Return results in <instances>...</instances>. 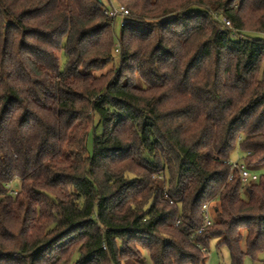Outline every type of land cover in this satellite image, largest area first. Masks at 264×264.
I'll use <instances>...</instances> for the list:
<instances>
[{
    "label": "trees",
    "instance_id": "trees-1",
    "mask_svg": "<svg viewBox=\"0 0 264 264\" xmlns=\"http://www.w3.org/2000/svg\"><path fill=\"white\" fill-rule=\"evenodd\" d=\"M115 2L119 36L103 0H0V264H257L264 175L229 161L264 165V0Z\"/></svg>",
    "mask_w": 264,
    "mask_h": 264
},
{
    "label": "rangeland",
    "instance_id": "rangeland-1",
    "mask_svg": "<svg viewBox=\"0 0 264 264\" xmlns=\"http://www.w3.org/2000/svg\"><path fill=\"white\" fill-rule=\"evenodd\" d=\"M103 1L105 4H107L106 5L107 7L110 5H113L115 7L119 6L118 3L115 2V0H103ZM121 20H122V17L120 15L114 18L115 32L117 36H119L121 33ZM118 64H119V56L115 52L113 62L110 65H108L103 71H99L98 74H101L102 72L105 73L107 71H112V68H114L115 66H118ZM60 65L62 68L65 67V54L64 53H61L60 55ZM88 146L90 150L93 148L92 139L89 140ZM242 155L243 153L240 147L237 146L231 154V160L242 162V160H240ZM250 170L258 173L259 176L264 175V165L259 166L257 168H250ZM14 193L16 194L17 190H14ZM53 240H57L58 242L57 246L55 247H56V250L59 251V253L61 254L62 259H64V255L69 257V255L72 252H76L77 250L83 251L82 250L83 241L80 240L78 237L77 238L71 237L69 239L68 238L66 239V236L62 238L56 236L55 238H53ZM143 256H144L145 262H147L148 264H152L151 258L149 257L147 251H143ZM261 260H264V252H262L259 255V261L257 262V264H260ZM65 261L66 260H63V263H60V264H66L67 261L66 262ZM206 264H232L230 250L226 244H220V238L214 237L211 239L210 246L207 252ZM243 264H255V263L253 262L252 258L249 255H246L244 258Z\"/></svg>",
    "mask_w": 264,
    "mask_h": 264
},
{
    "label": "built area",
    "instance_id": "built-area-1",
    "mask_svg": "<svg viewBox=\"0 0 264 264\" xmlns=\"http://www.w3.org/2000/svg\"><path fill=\"white\" fill-rule=\"evenodd\" d=\"M104 13L109 16L110 18L114 19L118 15L122 17L121 20V25H123L126 22V17L129 16V10L120 5L118 7H115L113 5H110L104 9ZM224 23L226 26L231 27V22L229 20H224ZM229 164L232 167V170L237 169L238 172L240 173L241 179L243 182H250V181H256L259 177L258 173L251 171L244 162H238V161H229ZM233 178V174L229 176V179L231 180ZM204 213H205V220H204V225L201 229H199L198 232H201L202 229L205 226L211 225L212 224V218L210 214V209L209 205L204 206Z\"/></svg>",
    "mask_w": 264,
    "mask_h": 264
}]
</instances>
